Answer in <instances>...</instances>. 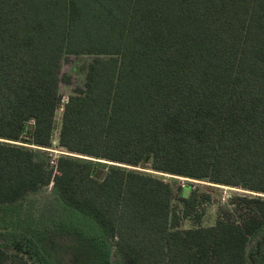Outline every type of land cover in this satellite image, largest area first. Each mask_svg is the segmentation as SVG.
<instances>
[{
	"label": "trees",
	"instance_id": "trees-1",
	"mask_svg": "<svg viewBox=\"0 0 264 264\" xmlns=\"http://www.w3.org/2000/svg\"><path fill=\"white\" fill-rule=\"evenodd\" d=\"M63 55L92 56L65 102ZM134 167L258 195L201 225L198 187ZM50 182L53 235L0 264H264V0H0V206Z\"/></svg>",
	"mask_w": 264,
	"mask_h": 264
},
{
	"label": "rangeland",
	"instance_id": "rangeland-1",
	"mask_svg": "<svg viewBox=\"0 0 264 264\" xmlns=\"http://www.w3.org/2000/svg\"><path fill=\"white\" fill-rule=\"evenodd\" d=\"M91 60L92 56L89 55H63L59 63L58 71L61 78L58 83V92L62 96L63 102H65L70 95L78 93L79 89L85 90L86 73ZM61 115L62 108H59L55 114V126L52 134L51 147L36 149V158L39 162L44 164L46 170H50L52 173H55L58 157L63 154H69L64 148L58 145ZM102 162L110 164L108 161L103 160ZM134 169L157 174L159 177L172 184L175 193L178 192L177 188L179 186L182 187L188 183H191L193 187H198L201 195L208 197V200L204 202L205 212L201 225L214 224L221 207H226L227 209L234 208V206L230 204L232 197L237 195H258L257 193L239 187L213 184L183 177H174V179L171 178L173 176L169 174L157 173L142 167H134ZM172 205L177 211L182 209V204L177 198L172 200ZM61 211L62 207L59 205L57 194L51 182L49 184L39 183V189L37 191L29 193L18 203L1 205L0 248L5 249L9 253H15L17 250L14 244L22 238L28 237L30 239L42 235H53L54 230L57 228V223H59ZM195 226L196 223L192 219L183 217L178 227L180 229H187ZM259 239L260 237L252 238L248 244V249H251ZM108 243L110 259L113 263L117 264L119 262V257L115 253L112 241L109 240ZM19 253L27 257L26 248L22 249Z\"/></svg>",
	"mask_w": 264,
	"mask_h": 264
}]
</instances>
